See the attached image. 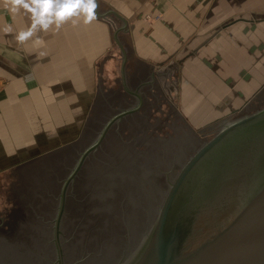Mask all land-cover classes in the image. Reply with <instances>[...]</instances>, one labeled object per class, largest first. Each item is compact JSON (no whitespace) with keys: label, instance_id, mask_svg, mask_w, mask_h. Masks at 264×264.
Masks as SVG:
<instances>
[{"label":"water","instance_id":"95a60500","mask_svg":"<svg viewBox=\"0 0 264 264\" xmlns=\"http://www.w3.org/2000/svg\"><path fill=\"white\" fill-rule=\"evenodd\" d=\"M220 1L225 8H210L213 19L182 53L155 69V88H142L148 118L131 129L141 143L108 132L110 148L95 154L106 164L84 165L111 115L93 104L77 144L11 167L0 187V264H264V0ZM95 3L91 17L105 18L109 41L95 67L96 99L139 75L129 62L147 81L152 70L132 58L116 13ZM66 166L64 184L48 180ZM66 184L68 198H90L83 208L68 198L63 208L62 196L52 204L49 192Z\"/></svg>","mask_w":264,"mask_h":264},{"label":"rangeland","instance_id":"374dc122","mask_svg":"<svg viewBox=\"0 0 264 264\" xmlns=\"http://www.w3.org/2000/svg\"><path fill=\"white\" fill-rule=\"evenodd\" d=\"M64 2L55 1V12ZM22 7L0 5V187L11 167L77 144L95 100V67L109 53L105 18L76 9L62 20L50 14L49 23L46 13L44 27L26 19ZM20 33H27L23 41ZM194 37L168 58L151 60V69L164 67Z\"/></svg>","mask_w":264,"mask_h":264},{"label":"crops","instance_id":"0c3cea01","mask_svg":"<svg viewBox=\"0 0 264 264\" xmlns=\"http://www.w3.org/2000/svg\"><path fill=\"white\" fill-rule=\"evenodd\" d=\"M55 1L52 0L50 13L52 18L55 15ZM95 1H100L105 6L104 8H107V13L109 11L116 13L124 24L127 22L126 30L131 37L130 46L133 48L132 58L138 62L150 64V69L153 66L151 60L168 58L172 52L176 51V48L183 45L187 37L196 35L202 25H208V19H213V15H209L210 8H212V13L225 8L220 0ZM27 3L31 7H36L32 4V0H27ZM0 5H12V3L11 0H0ZM23 10L25 14L30 15L26 19L35 20L31 10L28 8H23ZM39 11L40 9L37 8V12ZM50 14L47 17L48 20ZM146 41H150L152 51H147Z\"/></svg>","mask_w":264,"mask_h":264},{"label":"flooded vegetation","instance_id":"af4514ba","mask_svg":"<svg viewBox=\"0 0 264 264\" xmlns=\"http://www.w3.org/2000/svg\"><path fill=\"white\" fill-rule=\"evenodd\" d=\"M128 64H129L128 66L130 67V69L132 71L139 70L140 72H139V75L138 74H135L134 75V72H133V74H131V76L128 74L127 76H124V79L121 82H119L121 84V85H119L120 88L121 89H124V92H125V93H123V95L118 92L119 91L118 89H120V88L116 89V91L114 90L112 92H109L110 94L109 95H106V96H103L102 93H98L96 95V99L94 100L95 102H94V107L92 108V112L93 113L94 112L95 113H98L99 112V106H101V107L104 108V110L107 113H109L111 115L108 117V119L104 123L103 127L101 128V130L100 131H96L97 132L96 133L97 136H99V134L101 133L100 141H99L98 144L95 145L94 148H92V150L90 152H88L85 155L84 162H83L84 165H89V164L90 165H95V164H99V163L106 164L103 159H107L108 157L107 158H104V157L99 156V155L95 156V154H97V152L101 148H104V146H106V148H110V146H108L109 144H107V141L105 140V138L107 137L106 134L108 132H111V131H115V132L120 131L121 132L122 130L123 131H127L128 132V136H124V138H126L127 141H123L122 142L123 144H125L127 146L135 145L137 142H140L141 143L142 140H144V138H145V135H141V136H138V135H135V134L132 135L131 129L133 127H135V124H141L142 125L143 122H146V117L148 116L146 114L147 113V109L146 108L148 107L149 103L147 102L148 100H146V98L144 97L145 96V93H143L142 88H144L145 86H149L151 88H155V84L154 83H155V81H156L157 78H161L162 77L161 76L162 75V72H159L158 70L151 69L152 70V72L150 71V78H151V80L149 78L148 81H147V80H145V74L147 73V70L145 71V69H141L139 67V65L138 64H134L133 61L132 62H129ZM153 68H155V67L153 66ZM132 71H131V73H132ZM152 74H154L153 80H152V77H151ZM126 78L128 80V83H127V80L125 81ZM262 87L264 89V84L262 86H260L259 88H262ZM257 99H259L258 101L264 99V92L260 93ZM171 103H172V101H171ZM159 107H160V104H159ZM159 110H161V109H159ZM121 111L124 112V113H122V115H120L119 118L114 119L113 121H111V123L109 125L106 126L107 122H109V120H111L113 117H115L116 114H118ZM232 111L233 110H231L230 112L226 113L222 117L226 116L227 114L231 113ZM160 112H162V110ZM176 118H177L176 121H178V117L177 116H176ZM180 119L182 120L181 121L183 123L182 128L184 129V127H187V126L185 125L183 119L182 118H180ZM210 123L208 122V123H206L203 126L198 127V128H202L204 126H207ZM145 124H143V125H145ZM92 125L93 124H91V126ZM111 128H113V129H111ZM210 132H211L210 129H208V130H206L203 133H199L198 132L197 135L199 137H207ZM190 135L193 136L192 133ZM87 136H89V134L86 131H83V139H88ZM192 139H194V137ZM93 140L94 139H92L91 142H93ZM165 142L166 141H164V143ZM192 142L194 144V141H192ZM89 143H90V141H87V140L85 142H83V151L85 149H87V146H88ZM172 143H174V141H172ZM83 168H84V166H83ZM145 168H147L148 170H150L148 166H145ZM65 170H66V173H64V175L63 176H60V177L58 176V173H55V172L48 173L46 176L48 177V180H50L52 182L53 181H58V184L61 185V184H64L65 183V177H66V175L69 172L67 170H70V166H66L65 167ZM84 181H85V179L83 178V186H84V183H85ZM71 185L74 186L75 185V182L74 183H71ZM78 185H80V184L78 183ZM66 186H67V184L64 186V188L63 187H60L58 189V191H55V190L52 191L51 190L49 192L50 195L53 196V198H52V204H54L55 201H57V203H59V201H61V196H62L63 197L62 198L63 208H64V206H66L65 205V203H66L65 198H68L69 196H74V194H75L74 192L75 191L74 192L71 191V193L68 195V197L65 195ZM79 187H81L82 192H83V187L82 186H79ZM79 195H83V194H79ZM76 196H77V194H76ZM83 197L85 198V200H83V199H80L79 200V199H76V198H73L72 197L73 200L70 199V198H68V201L72 204V207H74L75 209L77 208L76 207L77 205H75V204L73 205V203H76V202H80L81 203V208H83V206L86 205V203H88V199L90 200V198L88 196H86V195H83ZM70 203H68V206H71V205H69ZM57 206H58V204H57ZM49 209L51 210L50 206H49ZM57 209H58V207H56V210ZM45 223L46 224H48V223L50 224V221L49 222L48 221H45Z\"/></svg>","mask_w":264,"mask_h":264},{"label":"clouds","instance_id":"9594fccd","mask_svg":"<svg viewBox=\"0 0 264 264\" xmlns=\"http://www.w3.org/2000/svg\"><path fill=\"white\" fill-rule=\"evenodd\" d=\"M13 7L23 6L28 8L34 13L35 20L34 22H40L44 27H47V24L44 23L43 17L45 14H50L52 9V0H32V4L36 7H31L27 0H11ZM96 7L95 0H65L64 3L58 5V10L55 12L57 20H62L65 16L72 14L76 9H82L89 14L88 18L91 19V14L94 12ZM37 8L40 9L37 12ZM51 22L50 20L48 21ZM27 33H20L18 40L23 41Z\"/></svg>","mask_w":264,"mask_h":264}]
</instances>
